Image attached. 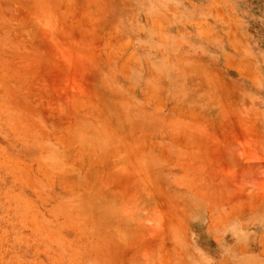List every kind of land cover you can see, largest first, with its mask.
Masks as SVG:
<instances>
[{
    "label": "rangeland",
    "instance_id": "rangeland-1",
    "mask_svg": "<svg viewBox=\"0 0 264 264\" xmlns=\"http://www.w3.org/2000/svg\"><path fill=\"white\" fill-rule=\"evenodd\" d=\"M0 264H264V0H0Z\"/></svg>",
    "mask_w": 264,
    "mask_h": 264
}]
</instances>
